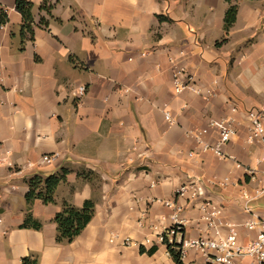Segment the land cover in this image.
I'll return each mask as SVG.
<instances>
[{"label": "crops", "instance_id": "1", "mask_svg": "<svg viewBox=\"0 0 264 264\" xmlns=\"http://www.w3.org/2000/svg\"><path fill=\"white\" fill-rule=\"evenodd\" d=\"M25 1L32 40L20 36L15 0H0V264H176L160 238L176 208L181 239L209 234L204 202L220 210L221 235L230 224L241 244L252 240L244 224L264 220L255 194L264 162L261 145L247 143L246 112L264 106V0ZM230 5L237 14L225 31ZM178 71L200 94L174 91ZM220 119L236 132L222 157L210 149L209 123ZM51 176L61 177L54 202L27 203L29 180ZM190 184L203 195L176 197ZM86 201L89 223L58 242L63 204ZM203 262L195 249L182 258Z\"/></svg>", "mask_w": 264, "mask_h": 264}, {"label": "built area", "instance_id": "2", "mask_svg": "<svg viewBox=\"0 0 264 264\" xmlns=\"http://www.w3.org/2000/svg\"><path fill=\"white\" fill-rule=\"evenodd\" d=\"M183 73L178 71L174 75L173 85L174 91L179 93L183 90H191L198 94L200 91L195 88L191 83L192 78L186 77V82H180L178 76ZM85 94V88L80 86L77 90L79 98ZM232 111H235L234 109ZM165 119L172 123L169 113H165ZM246 119L248 121V137L247 143L260 144L262 147L263 156L261 160L264 162V106L254 108L246 112ZM233 120L220 119L213 120L209 123V126L214 128L218 134V142L214 148H210L216 154L222 157L220 147L231 141L232 137L236 134L233 126ZM205 132V131H203ZM204 150L209 148L204 147ZM55 156L45 155L42 157L43 163H49L54 160ZM253 174V170L249 171ZM192 191V192H191ZM190 192V193H189ZM189 193V198L196 199L203 195L201 187L195 186V184L183 185L176 190V197H183ZM256 196L264 194V182L255 191ZM243 199H248L247 194H242ZM165 207H175V204L170 201H161ZM200 210L203 213L202 220L206 222L208 226L207 235H202L196 239L183 240L181 239L183 234V224L178 219L177 213L180 212V208L175 209L174 225L165 231L160 240L163 245H169L178 252L182 258L189 249L198 250L203 258L204 264H239V260L243 257H248L256 264H264V220L253 219L244 224V227L250 231H256V236L246 244H241L238 240V233L234 225L224 224L227 227L228 233L221 235L219 227L222 226V222L219 221L220 210L209 202H204ZM245 210L248 208L245 207ZM166 240L167 243L163 241ZM128 240L124 241V245H128Z\"/></svg>", "mask_w": 264, "mask_h": 264}, {"label": "trees", "instance_id": "3", "mask_svg": "<svg viewBox=\"0 0 264 264\" xmlns=\"http://www.w3.org/2000/svg\"><path fill=\"white\" fill-rule=\"evenodd\" d=\"M46 0H44L45 4ZM230 2V0H226ZM42 8V7H41ZM15 9L20 14L23 20L21 26L20 36L23 40H32L34 35L33 30V17L32 9L33 4L25 0H15ZM49 11L48 7H43ZM237 14V7L230 5L224 16V29L228 31L229 28L235 22ZM6 23L5 13L1 10L0 15V27ZM61 180V177L51 176L45 179L40 177H33L29 180V191L26 194L27 203H31L36 199H40L44 204H50L54 202L53 194ZM93 216V204L90 201H86L82 208H75L68 203H64L61 211L55 216V223L57 225V241L58 242H71L76 236H78ZM30 221V217L25 222ZM34 228L40 227L39 223H33ZM167 243L166 240L163 241ZM156 250V247H152L147 251L148 254H152ZM141 252H145V249L141 247ZM167 252L176 264H182L181 257L174 248L167 245Z\"/></svg>", "mask_w": 264, "mask_h": 264}]
</instances>
